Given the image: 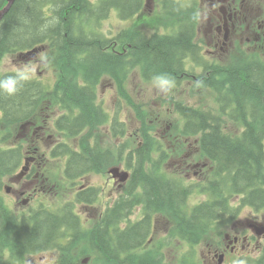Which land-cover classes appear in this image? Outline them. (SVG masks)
<instances>
[{"label":"trees","instance_id":"1","mask_svg":"<svg viewBox=\"0 0 264 264\" xmlns=\"http://www.w3.org/2000/svg\"><path fill=\"white\" fill-rule=\"evenodd\" d=\"M195 1L186 4L181 0H161L162 12L168 21L164 28H171L172 32L160 34L157 29L149 36V30L143 27L151 23L142 18L147 10L146 0H15L0 22V194L4 180L20 169L27 152L22 144L6 147L15 132L2 133V128L20 130L27 125L39 112L46 96L45 85L39 79L6 69L8 57L28 61L37 53L46 54L57 73V102L66 112L58 120V129L69 137H78L98 126L93 101L101 81L112 79L123 83L133 70H139L148 81L165 77L175 82L187 74L188 59L199 58L200 53L195 44L198 19ZM8 3L9 0H0V12ZM113 13L122 21L137 22L110 38L103 31V23ZM257 59L240 68L206 66L205 72L211 74L209 84L219 85L220 112L176 104V111L185 119L184 135L201 134L202 151L216 164L211 199L196 207L187 222L197 231L188 234L194 244L201 242L226 215L240 212L241 208L232 205L238 198L242 206L254 211L264 208V61ZM100 115L102 120L106 119L104 114ZM223 116L242 124L243 129L230 133ZM114 122L113 130L122 134L125 125L117 117ZM100 152L89 146L80 152L61 144L53 155L68 156L66 171L76 176L92 167L95 159L104 160L106 150L101 148ZM137 152L139 161L133 186L139 182L137 175L144 179L145 200L149 204L158 207L182 203L190 195L188 190L176 188L173 183L160 184L142 174L141 161L149 154V146ZM102 167L101 164L98 171ZM112 213L113 217L120 214L119 211ZM58 223L54 216H48L44 222L37 217L31 229L28 220L20 222L6 209L0 196V264H14L17 254L32 246L37 249L45 246ZM148 226L149 221L145 220L122 231L117 252L140 247ZM7 254L11 255L9 259ZM140 261L144 264L151 259ZM254 264H264V251Z\"/></svg>","mask_w":264,"mask_h":264},{"label":"flooded vegetation","instance_id":"2","mask_svg":"<svg viewBox=\"0 0 264 264\" xmlns=\"http://www.w3.org/2000/svg\"><path fill=\"white\" fill-rule=\"evenodd\" d=\"M205 1L208 2L206 26L204 31L199 29L198 32L200 36L203 35L199 46L204 59L219 63L239 51L256 52L264 44V0H201L202 3ZM57 116L48 115L42 121L33 118L22 127L19 139L30 149L26 152L21 169L7 179L2 191L8 210L13 211L20 219L28 220L31 229L34 228L37 217L42 222L48 216L59 220L53 236L45 246L39 249L32 246L17 254L18 260L14 264H55L47 261L51 257L58 258L62 264H69L68 258L71 255L74 260L70 264H116L117 258L128 259L127 264H142V259L161 256L160 247L155 252H149L145 248L148 247L149 238L153 242L154 237L159 241L164 232L169 235L173 220L163 210L168 206L174 212L178 211L181 201L156 207L146 200L147 210L157 212L151 218L142 209L137 214L140 221H150L146 234L148 239L139 251L140 257H134L137 259L134 261V252H117L119 234L127 225H131L130 217L126 219V216L131 213L130 208L138 189L133 188V172L128 188L121 186L110 175L105 187L95 185L94 179L99 176L98 168L103 160L95 159L92 167L75 176L72 171L71 175L66 171L69 157L60 156L65 170L51 171L49 163L51 165L52 160L48 159L47 153L41 151L40 145L46 139H53V148L61 144L70 146L68 139H62L67 133L62 134L57 127L58 119L63 115ZM113 132L115 133L114 130ZM93 147L101 153L102 146L97 136L93 139ZM105 154V157H112L109 150ZM195 167L192 164L190 168ZM174 185L179 188L178 180ZM113 211H119V216L113 217ZM255 212L257 210L252 211ZM255 217L257 220L240 218L236 223L245 227L243 231L225 236L227 245L222 250L224 261L229 252L232 255H245L259 251L260 241L264 236L259 237L257 232L261 226L264 227V210L258 211ZM218 253V250L210 252L206 261L218 262ZM144 264L153 263L145 261Z\"/></svg>","mask_w":264,"mask_h":264},{"label":"rangeland","instance_id":"3","mask_svg":"<svg viewBox=\"0 0 264 264\" xmlns=\"http://www.w3.org/2000/svg\"><path fill=\"white\" fill-rule=\"evenodd\" d=\"M181 1L190 3L193 0ZM200 1L198 0V2ZM206 9L207 4L204 2L199 17V28L202 29H204V24L206 23ZM142 18L151 23V26H144V30L159 28V31L163 32V27L168 23L163 16L161 0H149L147 10L143 13ZM136 22V20L122 21L117 14L113 13L103 23V31L110 38L111 36L115 37L122 30L133 27ZM201 37H199L200 40H202ZM236 57L238 59H246L242 54ZM260 57L264 61V48L260 51ZM232 62V59L222 60L221 64L230 65ZM5 67L8 70L21 72L32 79H39L45 85L46 96L38 114V118L41 121L46 120L48 115H52L53 117L54 115H61V110L64 109L58 104L55 96L57 73L54 67L48 63L45 53H37L36 57L28 61L19 60L16 57H8L5 60ZM196 72L201 73L198 70ZM197 84L191 78L182 81L179 85L169 79H165V77L148 81L143 78L139 70H133L123 83H118L112 79H105L99 83L97 95L93 101V113L98 119V126L87 130L76 141L71 140L66 135L62 139H68L71 145L84 148L97 136L100 146L112 152V157H106L102 162V165L106 167L105 170L100 171L98 173L99 176H96L94 179L95 185L98 184L101 187L106 186L108 179V170L106 171V169L110 167L122 166L124 169L133 172L127 168L126 162L130 154H132V162L137 163V153L135 151L141 144L149 146L153 160L160 159V152L156 151L157 144L154 143L152 138L161 141L159 143L168 154V158L163 166V171L168 177L182 176L183 181H187L188 184L209 181L211 178L210 163L198 154V151L195 149L197 144L196 146L194 144L196 142L195 138L184 139L182 137V122L174 111L175 101H182L205 110L218 111L216 93L212 89L197 86ZM100 114H104L103 117L106 119L102 120V115ZM115 117H117L119 123L125 125V133L119 139L113 136L112 127H110ZM226 125L231 127V132L235 131L236 127L228 123V121ZM10 131L15 133L10 142L6 144V147L14 146L17 143L16 139L19 134V128H2V133H9ZM148 133L152 138L148 136ZM91 136L92 139H90ZM52 140L46 139L43 142L44 144H41L42 151H46L49 157H51L49 152L53 149ZM185 140L187 141L185 142ZM190 144L192 146H189ZM145 161H147V157ZM195 163L200 164V166L198 168H190ZM61 164V161L51 162L49 168L54 170V172L63 170L64 166L61 168ZM205 164L208 165L207 168L204 167ZM206 199L208 197L205 194L199 190L194 191L188 199V209H192L196 204ZM242 215L243 219L257 220L255 217L256 213H252L249 208H245ZM244 228L243 225L228 220L214 226L203 242L199 246L194 247L195 263L204 264L205 255L227 244L225 235L232 231H242ZM261 241L260 245L262 244ZM159 247L162 256L161 264H181L182 256L191 251V248L185 242H182L180 236H177L176 240H169V235L166 232L160 237L159 241L157 237H154L148 251H158ZM263 247L264 244L262 245ZM260 253L261 251L256 256H249L248 258H257ZM73 260V256L71 255V258H68L69 264ZM47 261L62 264L55 257H51ZM216 263L214 262V264ZM207 264H210V262Z\"/></svg>","mask_w":264,"mask_h":264},{"label":"water","instance_id":"4","mask_svg":"<svg viewBox=\"0 0 264 264\" xmlns=\"http://www.w3.org/2000/svg\"><path fill=\"white\" fill-rule=\"evenodd\" d=\"M14 2L15 0H9L8 6L0 12V22L3 19V17L7 14V12L10 10ZM118 171L120 170L118 168H115V170H112L111 172H113L117 176V178L119 177L121 181H124V179L126 178V174H119Z\"/></svg>","mask_w":264,"mask_h":264}]
</instances>
